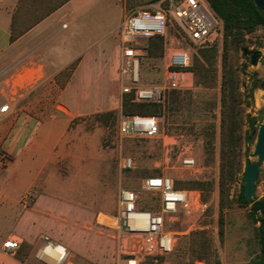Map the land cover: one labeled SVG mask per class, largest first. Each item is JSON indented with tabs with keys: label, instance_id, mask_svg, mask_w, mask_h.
<instances>
[{
	"label": "rangeland",
	"instance_id": "rangeland-1",
	"mask_svg": "<svg viewBox=\"0 0 264 264\" xmlns=\"http://www.w3.org/2000/svg\"><path fill=\"white\" fill-rule=\"evenodd\" d=\"M152 0H76L77 14L95 16L100 31H111L122 17L137 7H149ZM222 33V32H221ZM143 54L140 61V79L145 84H163L168 54L171 49L186 48V35L180 25L174 23L162 37V52L149 41H141ZM243 46L259 51L256 65L250 62V54L231 50L240 71L239 86L242 93L244 114L241 124L239 146L240 170L230 183L229 204L219 207V151L221 139V56L223 33L208 47L190 48V85L181 90L165 92V100L157 104L160 133L152 138H124L118 136V120L122 110L120 79H117L119 54V34L112 31L97 48L99 59L82 67L76 76L77 95L83 109L98 106L96 113L79 115L70 122V158L59 163V168L51 172L45 185L46 196L38 202L35 220L27 210L34 205L43 186H36L40 192L28 198L24 204L18 203L15 219L24 217L30 234L37 239H22V257L25 264H43L35 258V252L43 245L42 235L65 245L68 261L73 264H122L121 245L134 243L121 240L118 232L99 223L98 216L117 211L118 191L121 187L133 189L138 194V205L155 209L157 196L142 189L145 178L166 175L180 188H196L209 202V207L198 228L189 229L175 241L173 253L166 257L172 264H213L218 258L220 264H255L259 254L256 226L249 216V207H240L234 200L243 184V174L247 161L255 162L254 154L257 134L264 118V25L246 34ZM115 60L110 64L109 58ZM111 59V58H110ZM109 61V62H108ZM202 64L205 75L191 67ZM101 65V66H100ZM111 69V70H110ZM3 75L0 74V76ZM71 73L56 76L63 87ZM4 75L0 81L5 79ZM56 93L58 89H50ZM43 90H35L29 98L41 95ZM83 93H86L85 99ZM46 109L50 105H38ZM253 118L249 124L246 116ZM2 119L0 123L3 121ZM60 128L54 129L56 135ZM0 150H3L0 147ZM40 156V154H39ZM129 156L133 167L120 168V158ZM184 157L194 159V166L182 164ZM10 159V157H9ZM2 168L0 167V170ZM23 164L18 161L0 174V183L12 197L22 189L18 177ZM190 181H198V187H189ZM264 195V159L255 181L253 199ZM22 202V201H21ZM12 200H0V242L13 226L8 213ZM39 206V207H38ZM30 223H29V222ZM34 223H32V222ZM175 229L187 230V225H175ZM40 235V236H39ZM136 240V238H135ZM144 259L141 264H147ZM0 264H13L0 257Z\"/></svg>",
	"mask_w": 264,
	"mask_h": 264
},
{
	"label": "crops",
	"instance_id": "crops-1",
	"mask_svg": "<svg viewBox=\"0 0 264 264\" xmlns=\"http://www.w3.org/2000/svg\"><path fill=\"white\" fill-rule=\"evenodd\" d=\"M75 1H66L11 41V19L19 0H0V74L3 73L0 78L6 75L0 81V104L9 105V112L0 123V147L3 149L0 152L7 157L6 164H0V174L18 161L23 164L17 180L23 187L17 195L12 197L8 190L2 189L0 183V200H12L8 213L13 222L1 239L0 257L13 264L25 262L4 252L2 242L13 237V234L27 241L37 239L30 234L23 216L15 219L17 204H24L26 199L35 197L40 192L36 186H43L44 192L39 193L33 207L27 210L35 220L39 219L36 206L46 196L45 185L51 172L57 171L59 163L70 158L71 120L86 115V112L96 113L98 107H80L81 101L75 98L76 76L82 67L90 68L97 62V48L100 46L103 51V40L112 31H118L119 24L109 32H101L94 15L77 14ZM114 57L111 54L110 64L114 62ZM118 63L117 79H120ZM64 72L71 75L62 87L56 81V76ZM52 88L58 91L51 94L49 90ZM39 89L43 90L40 96L29 98L33 91ZM83 95L85 99L87 94ZM40 104L54 108L39 109L37 106ZM56 128L61 131L55 135L53 131Z\"/></svg>",
	"mask_w": 264,
	"mask_h": 264
},
{
	"label": "built area",
	"instance_id": "built-area-1",
	"mask_svg": "<svg viewBox=\"0 0 264 264\" xmlns=\"http://www.w3.org/2000/svg\"><path fill=\"white\" fill-rule=\"evenodd\" d=\"M177 23L186 35V48L171 49L165 68L163 84H145L140 79V61L143 54L141 41L162 36L169 27ZM222 21L205 0H158L149 7H137L124 15L118 26L120 47V90L121 95L132 94L137 103L162 104L165 92L181 90L190 85V48L208 47L221 36ZM9 112V105L0 104V121ZM118 136L124 138H152L160 133L159 117L154 114H126L121 112L117 128ZM7 157L0 152V164H6ZM194 159L184 157L182 164L194 166ZM133 167L129 156L120 158V168ZM142 189L157 196L155 209L138 205V194L130 188L118 191L117 211L98 216L102 225L114 228L121 237L134 243L121 245L124 255L122 264H141L152 257L160 264H172L166 259L173 253L177 236L189 229L198 228L209 207L200 189L175 186L171 177L153 175L144 179ZM26 197L24 198V200ZM187 225L180 231L175 225ZM43 245L35 252V258L43 264H73L68 261V249L48 235L41 236ZM136 238V240H135ZM22 245V239L8 237L2 242L4 252L15 255ZM194 264H201L195 262Z\"/></svg>",
	"mask_w": 264,
	"mask_h": 264
},
{
	"label": "trees",
	"instance_id": "trees-1",
	"mask_svg": "<svg viewBox=\"0 0 264 264\" xmlns=\"http://www.w3.org/2000/svg\"><path fill=\"white\" fill-rule=\"evenodd\" d=\"M66 1L68 0H19L12 14L10 40L12 41L25 33L29 28L63 5ZM152 1L156 2L158 0ZM205 1L221 19L223 33L220 85L221 139L218 180L219 207L222 210L229 204L228 193L230 183L240 170V130L242 118L245 115L242 93L239 86V76L242 69L239 70L237 68L236 61L230 51L237 52L242 49L243 55L256 51L248 50L242 44L246 34H250L258 27L264 25V15L256 8L253 0ZM149 42L154 45L155 49L157 48L159 52H162V36L153 37L149 39ZM191 68L201 75H205L207 71L200 63H197L195 68ZM117 69L119 71V66ZM121 105L123 112L126 114H155L157 112V104L134 102L132 100V94L130 93L122 96ZM246 118L249 121L248 123L252 124L253 118L249 115ZM200 184L198 181H190L189 187H198ZM234 202L240 207H249V216L254 223L258 222L256 234L259 243V254L255 260V264H264V195L258 199L252 198L246 200L245 195L240 190ZM20 249L15 253V257L23 262V253ZM147 259V264H160L163 260L162 257H158L156 262L153 261L152 257H148ZM213 264H220L218 258H215Z\"/></svg>",
	"mask_w": 264,
	"mask_h": 264
},
{
	"label": "water",
	"instance_id": "water-1",
	"mask_svg": "<svg viewBox=\"0 0 264 264\" xmlns=\"http://www.w3.org/2000/svg\"><path fill=\"white\" fill-rule=\"evenodd\" d=\"M253 3L264 15V0H253ZM259 56L260 54L257 50L250 54V62L252 65H256L258 63ZM254 154L257 156V160L255 162L247 161L243 174L244 184L241 192L245 195L246 200L252 199L255 193V181L257 179L259 167L264 159V118L258 129Z\"/></svg>",
	"mask_w": 264,
	"mask_h": 264
},
{
	"label": "flooded vegetation",
	"instance_id": "flooded-vegetation-1",
	"mask_svg": "<svg viewBox=\"0 0 264 264\" xmlns=\"http://www.w3.org/2000/svg\"><path fill=\"white\" fill-rule=\"evenodd\" d=\"M260 86H261V87H264V84H261Z\"/></svg>",
	"mask_w": 264,
	"mask_h": 264
}]
</instances>
